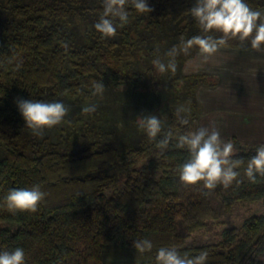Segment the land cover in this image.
Here are the masks:
<instances>
[{"label": "trees", "instance_id": "1", "mask_svg": "<svg viewBox=\"0 0 264 264\" xmlns=\"http://www.w3.org/2000/svg\"><path fill=\"white\" fill-rule=\"evenodd\" d=\"M154 10L141 22L131 4L127 5L129 21L120 27V42L102 38L97 32L94 41L74 46L71 22L80 17L77 6L55 2L40 4V13L32 11L23 0H0V223L16 227H0V251L22 247L26 264H157L156 252L162 246H174L181 253L197 255L209 252L207 264H264V215L246 218L240 230L224 228L216 243L186 246L189 233L206 219L230 211L235 202H253L264 198V176L250 182L244 176L248 160L264 142L245 144L230 137L235 146V158H243L237 169L242 181L227 189L218 186L210 196L202 193L203 182L184 186L177 169L188 157L186 149H177L176 135L198 127L181 125L173 120L163 125L173 138L159 159L156 140L148 136L137 147L107 145L102 149L76 146L71 151L46 149L35 137L25 135V121L15 103L17 98L38 100L41 91L49 88L54 96L82 99L92 93L91 82L100 80L111 87L134 86L140 73L121 65L116 48L133 52L138 60L136 44L139 29L172 27L185 40L201 34L189 13L196 0H147ZM258 10L264 0H246ZM42 11V12H41ZM103 12L102 0L97 7ZM141 23L144 25L141 26ZM95 30V29H94ZM96 33V32H95ZM219 36L220 33H213ZM94 37V35L92 34ZM142 42V41H141ZM228 46L245 48L238 40ZM199 49L193 47L191 57ZM13 57L22 59L19 70ZM194 87L205 82L214 84L215 77L207 74L185 75ZM153 151L147 163L141 160ZM118 168L115 177L125 178V187L116 194L106 192L110 177L97 173L100 168ZM116 171V169H115ZM158 172V176L154 173ZM40 184L49 195L36 213L8 211L4 197L11 188H26ZM149 239L151 252L140 254L134 240Z\"/></svg>", "mask_w": 264, "mask_h": 264}, {"label": "clouds", "instance_id": "2", "mask_svg": "<svg viewBox=\"0 0 264 264\" xmlns=\"http://www.w3.org/2000/svg\"><path fill=\"white\" fill-rule=\"evenodd\" d=\"M103 12L93 27L102 38L114 37L117 34V21L120 26L128 23L129 11L127 5L137 13H150L154 9L147 0H102ZM197 22L201 34L189 39L181 37L179 44L173 45L164 53V58L152 60V64L160 74L177 71V57L181 54L189 55L193 47L199 49L203 61L207 62L220 49L227 47L230 40H238L240 45L255 52H264V12L253 9L246 0H196L189 10ZM213 33H220L216 36ZM158 49V46H157ZM15 61L17 70L23 61L19 57L11 58L8 63ZM93 96H103L105 85L100 80L91 82ZM25 125L34 136L42 137L46 129L67 123L66 116L70 107L61 101L25 100L17 98L15 101ZM190 104L191 101H187ZM96 104H86L82 114L91 115L97 111ZM191 109L180 105L175 110L177 121L181 125L189 124ZM137 127L144 131L150 140L158 141L160 151L156 153L159 159L168 148L173 132L163 131L162 122L157 115L144 114L136 118ZM174 145L177 149H186L188 157L177 169L179 181L184 186H194L203 182L204 196H210L218 186L224 189L235 183L239 185L241 173L237 170L244 165L243 158H235L236 149L231 140L225 141L221 133L213 124L211 127L201 126L189 130L175 137ZM257 175L264 176V144L256 148L244 169V176L255 182ZM49 194L42 190L40 184L26 188H11L4 197L6 207L12 214L18 212L36 213L39 205ZM136 252L144 254L151 252L153 243L149 239L134 240ZM209 252L201 250L197 255L188 252L181 253L174 246H162L156 252L157 264H207ZM0 264H26V254L22 247L13 250L0 251Z\"/></svg>", "mask_w": 264, "mask_h": 264}, {"label": "rangeland", "instance_id": "3", "mask_svg": "<svg viewBox=\"0 0 264 264\" xmlns=\"http://www.w3.org/2000/svg\"><path fill=\"white\" fill-rule=\"evenodd\" d=\"M23 1L36 13H40V4L43 1L47 3L55 2L65 7L68 6L69 2L75 4L81 14L76 21L71 22L73 25L70 27V30L72 31L74 46L94 41L97 31L94 30L93 25L100 16L97 7L101 0ZM9 15V10L3 15L0 12V17L4 19ZM146 15L147 13L139 15L141 22L146 20ZM143 25L141 23V26ZM119 30L120 27L117 26V34L114 37L106 39L119 43ZM138 32L141 37L140 41L136 44L139 49L136 57L137 59L139 58L138 60L133 59V52L128 53L124 49L119 50L117 48L116 52L114 51L117 56L116 60H119L121 65L125 66L129 71L134 68L140 73V80L136 82V87L132 85L109 87L105 85L106 91L102 97L93 96L90 93L88 97H82V99L54 96L49 88L45 87L41 91L38 100L61 101L69 106L70 112L65 118L68 122L51 129H46L42 137L34 136L31 130L25 127L27 133L21 135L20 139H24L25 135H29V137H35L38 142L43 143L46 149H57L60 152L71 151L76 146L80 147L79 145H82L81 147L83 148L87 147L94 150L102 149L110 144L117 148L137 147L147 137L146 133L140 130L136 124V118L140 115H157L163 126L173 120H177L175 116L176 108L180 105H185L191 109L188 117L189 124H195L199 120L201 125L211 127L213 123L209 119L207 111L220 112L221 114L231 113V106L221 103V99L211 98L204 92L203 94V89L198 92L200 96L199 100L202 103L199 104L197 102L198 105H196L192 90L193 80L185 76V74H188V70L185 67V62L182 61L183 54L177 57V71L175 74L170 72L160 74L157 72L152 64V60L157 58V56L163 59L164 53L174 45L178 37L174 35L175 31L171 26L164 30L141 28ZM224 64L225 66L220 68L222 70V77L235 82L228 62H224ZM189 100L191 103L187 104L186 102ZM258 102H262L261 105H264V100L259 99L257 100ZM86 104H96L98 106L97 111L85 116L82 114V108ZM214 125L220 131L223 140H226L230 133L236 131L229 127L228 132L223 129L224 127L221 128L218 124ZM256 132L259 134L257 138H255L256 136H249L251 133L249 130L242 131L244 133L242 134V140L250 142L264 138V130L260 129ZM150 152L152 153L144 157L140 164L147 163L149 157L155 156L153 151ZM3 155L4 149L0 145V158ZM117 169L103 167L97 171V173L110 177L105 189L109 194H116L125 187V178L115 177L117 175L115 172H118ZM158 174V172H155L154 176H158ZM252 215H264V198L253 202H235L229 212L216 218L206 219L201 226L191 231L184 244L195 247L216 243L220 240L221 232L224 228L234 227L240 230L243 221ZM0 227L13 229L16 225L12 223H0Z\"/></svg>", "mask_w": 264, "mask_h": 264}, {"label": "crops", "instance_id": "4", "mask_svg": "<svg viewBox=\"0 0 264 264\" xmlns=\"http://www.w3.org/2000/svg\"><path fill=\"white\" fill-rule=\"evenodd\" d=\"M258 10L264 12V4ZM184 62L188 70V74L185 75L207 74L216 78L214 84L205 82L197 84L193 89V97L196 105H198L197 102L201 104L198 92L203 89L202 93H207L211 98L221 99V103L231 106L232 111L227 114L207 111V115L213 124H218L221 128L224 127L225 131L230 128L236 130L230 133L226 140L230 137H236L245 144L264 142V138L250 142L242 140V134H244L242 131L244 130L251 131L249 136H256L255 138L259 136L256 131L264 130V105H261L262 102L257 103L259 99L264 100V52H255L250 48L227 46L220 49L207 62L203 61L199 50ZM224 62H228L235 82L222 77L220 68L225 66ZM195 125L198 128L203 126L199 120Z\"/></svg>", "mask_w": 264, "mask_h": 264}]
</instances>
